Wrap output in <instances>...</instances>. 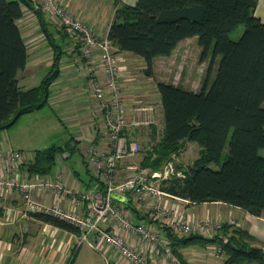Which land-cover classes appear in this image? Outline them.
Masks as SVG:
<instances>
[{
    "label": "trees",
    "instance_id": "obj_1",
    "mask_svg": "<svg viewBox=\"0 0 264 264\" xmlns=\"http://www.w3.org/2000/svg\"><path fill=\"white\" fill-rule=\"evenodd\" d=\"M257 4L258 0H136L133 4L113 0L114 12L106 37L118 55L129 52L142 58L148 76L157 57H168L188 38L196 39L202 60L209 58L207 74L218 58L215 74L211 79L206 76L199 91L164 81L156 83L162 130L149 145L148 157L136 166L159 172L184 140L193 141L199 146L198 156L186 167L177 165L170 177L162 178L160 189L190 203L223 202L261 216L264 215V20L254 13ZM24 6L33 5L30 0H0V130L15 123L20 114L46 103L49 85L57 76L50 72L40 85L26 90L19 84L18 74L28 60L18 25ZM37 11L43 32L59 57L62 46L53 41L44 14ZM240 24L243 31L234 40L230 32ZM57 29L69 35L64 27ZM73 44V49L79 51V45ZM138 128L130 135V140L139 144L136 154L141 151ZM226 143L228 150L221 160ZM84 151L85 148L83 154L79 153L89 174L81 189L104 193L103 180L89 166ZM64 153L68 158L72 151L60 144L36 149L21 164V170L27 176L50 175L57 157L66 158ZM126 157L119 158L117 165ZM211 163L219 167L214 169ZM117 165L116 180L120 181ZM124 197V201H119L137 213L133 194L128 192ZM32 216L62 230L80 233L76 226L54 215ZM162 228L180 264H190L180 249L194 244L220 245L224 264H264V249L252 246V236L241 226L224 225L220 233L226 237L225 241L219 235L178 236L167 226Z\"/></svg>",
    "mask_w": 264,
    "mask_h": 264
},
{
    "label": "crops",
    "instance_id": "obj_2",
    "mask_svg": "<svg viewBox=\"0 0 264 264\" xmlns=\"http://www.w3.org/2000/svg\"><path fill=\"white\" fill-rule=\"evenodd\" d=\"M30 1L33 6H24L23 15L18 20L28 52L26 67L18 74L20 86L24 90L36 87L42 83L50 72L53 73L57 68L58 73H56V78L49 85L46 102L55 113V119L61 121L66 127L68 133L66 138H72L71 145L79 149L82 154L83 148L92 144L99 149H107L103 119L90 89L89 78L85 71V60L80 56L77 49H73L74 42L71 37L59 31L43 15L45 21L49 24L48 29L49 33H51V38L56 44L62 46L58 50L59 57L56 55L54 48L51 46L52 43H50L52 41L43 32L41 19L37 11V7L43 0ZM122 1L133 4L136 0ZM63 2L70 14L86 23L98 36H107L114 12L113 2L110 8H102L98 0H63ZM254 13L261 20H264V0H258ZM119 55L123 58L120 78L122 96L127 106L128 114H131L130 110L132 108L129 103L130 101H139L138 98L141 97L139 93L142 92L139 89V84L130 82L132 80L129 72L132 66L131 57L139 61L143 60L129 52H121ZM158 58L162 57H157L156 59ZM142 63L144 65V61ZM156 91L155 95L158 97L157 104L159 107L158 116L162 124V109L157 87ZM143 93L142 97L145 96ZM152 104V102L147 103V113H136L138 117L145 120L148 119L150 121L149 124L152 122V117L149 113ZM154 108L157 107L155 106ZM153 127L151 126V130ZM7 148L22 150L20 148H23V146L20 144L16 146L10 131L2 129L0 130V150H6ZM24 151L26 150L24 149ZM65 159L60 156L57 157L56 167L52 170L50 176L60 174L67 185L82 190L81 188L84 186L88 176L83 178L80 173L72 171L66 165ZM120 164L122 168L118 169L119 175H117V178L122 180V176L128 173L127 167L133 164L125 163L124 159L120 161ZM84 167L86 169L85 165ZM22 174L26 175L24 171H22ZM53 195V192H48L43 194L41 199L51 202L53 201ZM164 200L167 207H176L177 212L181 213L183 218L190 217L198 220L207 216L216 217L220 215L224 219L229 214H232L241 221V227L246 229L252 236L253 239H251L250 244L264 249V215L254 216L237 206L223 202L190 203L188 200L176 196L164 197ZM135 204L137 213L128 209L132 221L135 223H151L167 237L166 230L162 228L163 225L167 226L165 221H153L151 213H148L139 204ZM63 205L73 208L72 200H64ZM74 209L82 212L83 206L74 207ZM78 237L79 234L62 230L30 214H26L23 210L22 200L16 192L2 197L0 203V264H74L82 247V244L77 245ZM126 239L134 248L142 250L148 255L149 264H169L168 258L161 253L151 252L139 237L126 235ZM88 246L93 252L97 253L89 244ZM188 249L189 251H187ZM180 251L190 264H224V256L221 254L219 256L215 255L214 244L205 246L194 244L181 248ZM212 255L219 257L220 263ZM83 259L84 263H90L92 260L85 255ZM110 259L112 264H131L115 254L111 255ZM175 259L177 258L175 257ZM104 263L107 264L106 262ZM176 264H180L178 259Z\"/></svg>",
    "mask_w": 264,
    "mask_h": 264
},
{
    "label": "built area",
    "instance_id": "obj_3",
    "mask_svg": "<svg viewBox=\"0 0 264 264\" xmlns=\"http://www.w3.org/2000/svg\"><path fill=\"white\" fill-rule=\"evenodd\" d=\"M37 8L54 27L66 29L73 42L79 45L80 56L85 60L90 89L103 119L107 149L92 144L85 147L84 154L93 172L103 180L104 193L67 185L60 174L24 176L21 164L29 160L32 153L27 155L21 150L7 148L0 150V203L4 195L16 192L26 214L54 215L68 221L79 229L78 245L86 241L104 256L107 264L113 254L131 264H149L148 255L128 243L126 235L139 237L151 252L161 253L168 258L169 264H176L170 240L151 223L133 222L125 203L113 197V193L124 196L131 192L135 202H144L153 221H165L174 234L219 235L225 241L226 237L220 233L223 226L238 227L241 221L232 214L224 219L220 215L198 220L183 218L176 207H167L164 197L175 196L160 189L159 172L133 164L127 167V177L116 180L118 159L139 150L138 142L130 140L132 131L150 122L136 113L148 108L138 106L128 114L120 79L123 58L106 36H98L86 23L70 14L63 0H43ZM169 172H172L170 163L164 174ZM48 192L54 193L51 202L41 199ZM64 200H72L73 208L63 205ZM78 206H83L82 212L74 209ZM215 250L217 255L222 252L220 245H215Z\"/></svg>",
    "mask_w": 264,
    "mask_h": 264
},
{
    "label": "rangeland",
    "instance_id": "obj_4",
    "mask_svg": "<svg viewBox=\"0 0 264 264\" xmlns=\"http://www.w3.org/2000/svg\"><path fill=\"white\" fill-rule=\"evenodd\" d=\"M98 2L102 5V8H110L113 0H98ZM243 28V25L240 24L230 32V37L234 40L237 39L241 35ZM200 55L201 49L198 47L196 39L194 37L185 39L177 45L171 55L168 57L158 58L154 61L151 76H148L145 73V64L143 65V61H139L138 59L131 57L132 66L129 72L132 80L130 82L139 84V89L142 90V92L139 93V96L141 95V97L138 98L139 101H130L129 105L132 109L138 106L148 108L146 106L147 103L152 102V108L149 111L152 117V122L150 124H144V126L142 125L143 127L141 126L136 130L137 138L141 145V151L136 155L124 158L125 163L140 166L141 162L148 157L149 145H152L160 136L162 125L158 116V97L155 95L157 92L156 83L158 81L179 84L190 90L199 91L206 76H208L209 79L213 77L217 67L218 58L214 60L211 69L207 74L209 58L202 60ZM145 90L147 91L145 92ZM142 93L143 95L145 94V96L142 97ZM154 105L157 108H154ZM142 112L147 113L148 109H143L141 110V113ZM55 117V113L46 102L40 107L32 108L30 111L20 114L16 122L5 129L9 130L13 135L14 144L16 146L19 144L22 145L23 148L20 149H22L21 151L25 152L27 155L31 154L33 150L42 149L51 144L66 145L67 149L72 151L71 155L65 159L66 165L74 171L80 173L83 178L87 177L81 154L78 149H72V138H66L68 137L66 127L61 121L55 119ZM149 125L154 126L153 128H155V132L151 130V126ZM24 149L26 151H24ZM227 150L228 148L226 143L222 152L221 160L224 159ZM198 151L199 146L197 143L184 140L178 152L172 154L171 159L164 162L162 165L161 170H159L160 179L158 183H160L162 178L166 179L172 175L170 172L167 175L164 174V170L167 168L169 163L171 164V168L174 173L177 165H181L183 167L189 165L193 159L198 156ZM210 167L217 169L219 165L211 163ZM121 168V164L118 163L117 169ZM117 175H119V173ZM125 176L126 175L124 174L122 177L124 178ZM136 203L142 207L145 205L144 202ZM81 244V252L74 264H105L104 262H106V260L101 253L93 252L86 241H83ZM187 251H189V249ZM84 255L92 259L90 263H84ZM215 255L219 256L217 254ZM215 255L212 256L214 257ZM221 255L224 256L223 253H221ZM214 258L220 263L219 257ZM109 261L110 264H112V260L110 258Z\"/></svg>",
    "mask_w": 264,
    "mask_h": 264
},
{
    "label": "water",
    "instance_id": "obj_5",
    "mask_svg": "<svg viewBox=\"0 0 264 264\" xmlns=\"http://www.w3.org/2000/svg\"><path fill=\"white\" fill-rule=\"evenodd\" d=\"M58 73V69L56 68L54 71H53V74H56ZM46 98V95L44 96V99ZM39 105V104H38ZM32 106V105H30ZM20 111H18L16 114H15V117H17L19 115ZM68 154L64 153V156L67 157ZM113 197H115L117 200H121V201H124L125 200V197L121 194H118V193H113L112 194Z\"/></svg>",
    "mask_w": 264,
    "mask_h": 264
}]
</instances>
